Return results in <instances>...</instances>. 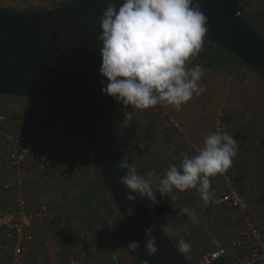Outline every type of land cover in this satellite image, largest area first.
<instances>
[{"label":"crops","instance_id":"crops-1","mask_svg":"<svg viewBox=\"0 0 264 264\" xmlns=\"http://www.w3.org/2000/svg\"><path fill=\"white\" fill-rule=\"evenodd\" d=\"M63 1L0 0V8L28 12L51 9ZM194 66L189 65V67ZM227 67V69H210L201 66L204 72L201 84L206 91L194 96L180 111L166 106L180 125L179 133L171 129L158 132L154 126L141 129L140 134L144 135L149 151L147 157L152 156L155 165L146 170V165L142 162L140 166L137 165L139 169L137 174L148 181L154 191L158 190L160 180L164 178L168 168L171 165L179 168L186 155L182 144L178 141L180 134L187 135L198 148H202L204 137L209 133L217 132L220 120L227 122L226 132L237 141V153L241 156L243 165H246L248 159H255L258 168L261 171L264 168L263 159L260 158V156L264 157L262 153L264 152L262 143L264 141V81H261L257 71L235 59H232V63ZM17 100H22L23 103L24 98L0 97V117H4V120L0 119V191L3 192L0 209L15 213L16 200L20 195L27 197L32 210L41 206L48 208L49 217L38 222L31 229L37 239L33 247L35 255L32 264H68L70 258L81 257L89 244L96 246V254L91 259H84L81 264H111L110 253L116 254L125 264H143L139 251L130 252L127 249L131 239L96 165L88 158L78 159L75 156L77 151L86 153L82 135L66 119L46 106L36 107L37 104H27L30 106L28 112L31 113L32 108L37 109L34 110L35 114L27 116L28 114L21 111V103ZM11 102L17 105L12 107ZM2 104L6 107L3 111ZM117 105H119L118 101L115 110L119 111ZM130 109L128 121H137L145 115L143 110L131 106ZM112 130L115 140L121 141L119 148L128 154L132 147L130 141L121 139L119 128L113 123ZM3 131L17 132L25 136L30 134L47 136V145L62 154V161L58 166L32 173L31 170L37 165L31 159L27 161L24 172L16 173L10 163V147L2 135ZM127 133L133 137L132 141L135 144L137 138ZM255 154L258 162L254 157ZM133 165L134 163H131V166ZM229 170L239 179L240 191L248 197L253 206L248 219L254 225L264 227V198L261 193L256 194L259 183H251V179L244 174L247 172L236 169L234 161ZM152 176L156 178L151 180ZM8 182L12 183V187L6 190L4 185ZM166 195L162 196L158 191L155 192L156 197L162 198L179 212L163 220L160 227L178 244L179 240L180 242L183 241L182 239L186 240L185 237L190 239L191 242L188 243L190 249L195 251L186 253L189 260L193 261L194 256L203 257L207 252L222 247L227 249L229 256L237 255L242 251L241 247L230 244L232 239L241 236L247 225L240 219L236 210L227 206H214L211 203L205 205L195 189L185 192L173 191ZM254 196H258L259 199L254 201ZM140 198L148 211L153 213L154 204L147 197ZM185 206L195 211L199 224L194 223L190 216L181 212V208ZM60 223L71 230V236L67 237L58 230L57 225ZM206 230H216V233L228 230L229 233L227 238H223L222 235L217 238L219 245L222 244L217 246L213 241L204 243ZM81 235H85L86 238H81ZM194 247H201V250H196ZM198 252L200 254L197 256ZM224 260V264H239L231 257ZM0 264H8L5 255H0Z\"/></svg>","mask_w":264,"mask_h":264},{"label":"water","instance_id":"water-1","mask_svg":"<svg viewBox=\"0 0 264 264\" xmlns=\"http://www.w3.org/2000/svg\"><path fill=\"white\" fill-rule=\"evenodd\" d=\"M110 0H73L51 9L0 10V96L47 103L84 138L101 179L132 240L148 264H193L153 219L140 197L129 217L124 187L128 173L114 138L110 96L102 93L100 18ZM208 18V40L264 74V38L238 14L241 0H199ZM123 3V0H119ZM120 164L124 167L120 168ZM156 226L158 253L145 250V227Z\"/></svg>","mask_w":264,"mask_h":264},{"label":"clouds","instance_id":"clouds-1","mask_svg":"<svg viewBox=\"0 0 264 264\" xmlns=\"http://www.w3.org/2000/svg\"><path fill=\"white\" fill-rule=\"evenodd\" d=\"M99 23L100 74L107 81L106 85L101 81L102 93L125 108L148 110L161 105L180 111L194 96L206 91L201 84V66L189 67L202 51L210 30L199 0H110ZM237 151L238 143L228 132L209 133L197 154L185 155L179 168H168L156 191L132 169L119 180L125 189L126 214L134 217L133 205L138 197H147L156 204L157 191L165 196L195 189L204 204H209L215 195L211 179L233 166ZM181 212L199 224L194 210L185 206ZM143 233L146 253L155 257L156 226L145 227ZM214 243L219 245L218 241ZM190 248L188 243L180 242V252L188 253ZM127 249L139 251L140 244L131 240Z\"/></svg>","mask_w":264,"mask_h":264},{"label":"built area","instance_id":"built-area-1","mask_svg":"<svg viewBox=\"0 0 264 264\" xmlns=\"http://www.w3.org/2000/svg\"><path fill=\"white\" fill-rule=\"evenodd\" d=\"M241 15V12H238ZM145 115L139 120H130L126 123V129L137 138V147L147 148L144 135L140 134L141 129L154 126L158 132L173 130L179 133L181 130L179 123L170 113L166 106L157 105L155 108L143 110ZM4 120V117H0ZM228 125L224 120H220L217 131H227ZM2 135L10 147V163L16 173L24 172L27 161L33 159L37 165L31 170L32 173L43 172L49 167L58 166L62 161V154L47 145L48 137L36 134L25 136L17 132L3 131ZM178 141L182 144L187 156L198 153V148L194 142L185 134H180ZM239 179L228 170L223 175L211 179L214 198L210 202L214 206H227L238 212L240 219L247 225L238 239L231 240V246H238L242 251L237 255L229 256L226 248H218L207 252L197 264H214L220 259L231 257L239 264H264V227L254 225L248 215L253 210L248 197L243 194ZM12 187L8 182L4 185L6 190ZM225 188V189H223ZM3 192L0 191V199ZM50 213L46 206L37 209H30L28 199L25 195H20L16 200L15 213L0 209V255H5L8 264H32L34 257V244L37 240L31 232L35 224L44 221ZM58 230L65 236H71V230L60 223ZM85 239V235H81ZM96 246L89 244L81 257H72L68 264H81L84 259H91L96 254ZM111 264H124L116 254L110 253Z\"/></svg>","mask_w":264,"mask_h":264},{"label":"rangeland","instance_id":"rangeland-1","mask_svg":"<svg viewBox=\"0 0 264 264\" xmlns=\"http://www.w3.org/2000/svg\"><path fill=\"white\" fill-rule=\"evenodd\" d=\"M70 0H64L63 2H61L60 4H62V3H65V2H69ZM248 2L250 1L251 2V4H250V6H249V9H248V11L249 12H252V17H253V24L255 25V27L257 28V30H259L263 35H264V0H247ZM253 3V4H252ZM251 5H252V8H250L251 7ZM54 8V7H53ZM251 9V10H250ZM254 21H255V23H254ZM231 53V52H230ZM232 54V53H231ZM233 55V54H232ZM235 56V55H234ZM236 58V57H235ZM229 64L230 63H232V61H230V62H228ZM228 66V65H227ZM230 66V65H229ZM228 67H226L225 69H227ZM258 73V72H257ZM258 76H259V78L261 79V81H264V75H262V74H260V73H258ZM238 75H236V79L238 80ZM240 78V77H239ZM25 100V101H24ZM24 100H23V103H22V100H17L18 102H20L21 104H20V107H22L21 108V111L23 110L26 114H28L27 116H29L30 117V115L33 113V114H35L36 112L34 111V110H36L37 111V109H31V113L30 112H28V109H29V105L31 104H37V105H35L36 107L37 106H41V107H44V106H46V107H48L49 109H51L54 113H56L50 106H48V104L47 103H45V102H42V101H40V100H36V99H30V98H24ZM116 102H117V100H115L114 98H112L111 99V101H110V108H111V110H110V113H111V120H112V123H113V125L115 126V127H117V128H119V132H120V135H121V139L122 140H127V142L128 141H130V145H132V147L129 149V151H128V154H126V153H124V151L122 150L121 151V153L123 154V156H124V158H125V160L126 161H129V158H133L134 159V165L133 166H131L130 164V166H127V171L129 172V171H131L132 169H135V171H136V173L138 172V166H140L141 165V163L143 162L144 163V165H146V170L149 168V167H153L154 165H155V162H154V160H153V157L151 156V157H147V156H149V155H145V154H138V153H136V151H135V147L137 146V141H135V144H134V142L132 141L133 139V137H131V136H129L128 135V130L126 129V123H127V121H128V115L130 114V106H129V108H125L124 106H123V104L122 103H120L119 102V105H117V108H118V110L120 111H116L115 110V104H116ZM14 102H11V104H12V107H14L15 105H17V104H13ZM26 103V104H25ZM27 104H29V105H27ZM5 105L4 104H2L1 105V107H3L1 110L3 111L6 107H4ZM1 112V111H0ZM126 112H127V114H126ZM20 116V115H19ZM116 138H117V135H116ZM120 139V140H121ZM0 141H1V138H0ZM4 142V141H3ZM116 142H117V144L119 145V142H121V141H117L116 140ZM262 143H263V145H264V141H262ZM76 149V148H75ZM121 150V149H120ZM242 150H243V153H245V151H244V149L242 148ZM247 151H248V149H246ZM74 151V149H72L71 150V152H73ZM185 151V150H184ZM262 153H264V152H262ZM142 156H144V157H142ZM249 156V155H248ZM254 157H256V154L254 155ZM88 159H89V161L91 160V158L88 156L87 157ZM257 158V157H256ZM260 158L261 159H263V162L262 163H264V157H261L260 156ZM85 161V160H84ZM234 161V164H235V167H236V169H238V170H245L247 173H244V174H246V176L247 177H249L250 179H251V183H253V184H256V182L257 183H259V190L257 189V191H256V194L257 193H261V195L263 196V198H264V168L262 169V171L258 168V165H257V163H256V160L255 159H253V160H251V159H248L247 160V163H246V165H243V162H242V158H241V156L237 153L236 154V156H235V159L233 160ZM259 160H258V158H257V162H258ZM92 162V161H91ZM138 165V166H137ZM146 176V175H145ZM150 178V177H149ZM153 178H156V177H154V176H152L150 179L152 180ZM253 188H254V186H252V190H253ZM260 188L262 189V190H260ZM254 191V190H253ZM257 199H259V197L258 196H254V201H257ZM261 199H262V197H261ZM50 225H51V223H50ZM228 233H229V231L228 230H223V231H219L218 233H216V230H206L205 231V237L203 238V240H204V243H208L209 241H217V238L218 237H221V235L223 236V238H227V236H228ZM186 238V240H184V239H182L183 240V242L185 241V243H190L191 241H190V239H188L187 237H185ZM187 240H189V242L187 241ZM222 245V244H221ZM221 245H219V246H221ZM178 246L180 247V240H179V244H178ZM196 250H201V247H194ZM190 251L191 252H193V251H195V250H193L192 251V249H190ZM190 251L187 253V254H189L190 253ZM200 254V252H198V254H197V256ZM205 255V254H204ZM196 256V257H197ZM199 258H195V256L194 257H192L193 258V261H194V264H197L198 262H199V260L202 258V256H198ZM123 261V260H122ZM143 262V261H142ZM123 263H124V261H123ZM125 264V263H124Z\"/></svg>","mask_w":264,"mask_h":264},{"label":"trees","instance_id":"trees-1","mask_svg":"<svg viewBox=\"0 0 264 264\" xmlns=\"http://www.w3.org/2000/svg\"><path fill=\"white\" fill-rule=\"evenodd\" d=\"M72 1L73 0H70L69 2L59 4L57 7L64 6V5H66ZM249 6H250V2H248L247 0H241L240 6H239V12H241V17L245 22H247L252 27V29H254L258 34H260L264 38V35L259 30H257L255 25L253 24L252 12L248 11ZM0 10L9 11V10H5V9H1V8H0ZM235 57L236 56L232 55L226 49H224V48H222V47H220V46H218V45H216V44H214L208 40H205L202 51L199 53V55L197 57H195L192 60L191 64L192 65L199 64L200 66L207 67L210 69H219V68L225 69L227 67V65L229 64L228 62L232 61V59H235L237 61H240L243 65H246V66L254 69L255 71H257L258 73L264 75L263 73H261L260 71L255 69L254 67L250 66L245 61L239 59L238 57H236V58ZM0 97H4V96H0ZM7 97H10V96H7ZM21 99H23V98H21ZM111 99H112V97H111ZM111 99H110V101H111ZM110 101H109L108 112H109V119H110V124H111V128H112L111 113H110V110H111ZM112 132H113V130H112ZM85 146H86V153H84L83 151L82 152L77 151V153L75 155L76 158L86 159L89 156L91 158V161H93L86 142H85ZM117 146H118V149L121 153V150H120L118 144H117ZM135 151L138 154H145L146 156L149 154V151L147 150V148L142 149V148H138L136 146ZM121 156H122V159H123L125 165H127V166H130L131 163L134 162L133 158H129V161H126L122 153H121ZM142 157H144V156H142ZM127 166H126V168H127ZM156 200H157V203L154 204V211H153V213L150 212V214L152 215L153 219L158 223V225H161V222L163 220H165L166 218L173 217V216L178 214L179 210L177 208H175L174 206H172L171 204L164 202L162 198L156 197ZM128 236L132 240L129 233H128ZM172 240L178 245V243L174 239H172ZM184 254L186 255V253H184ZM142 261H143V259H142ZM191 262L194 264V261H191ZM224 263H225V260L220 259V261H218L217 263H214V264H224ZM143 264H144V261H143Z\"/></svg>","mask_w":264,"mask_h":264}]
</instances>
